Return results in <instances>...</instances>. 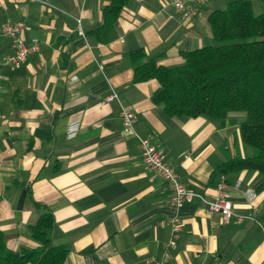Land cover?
<instances>
[{"label":"crops","instance_id":"1","mask_svg":"<svg viewBox=\"0 0 264 264\" xmlns=\"http://www.w3.org/2000/svg\"><path fill=\"white\" fill-rule=\"evenodd\" d=\"M111 1L0 0V22L22 20L20 37L40 40L19 66L0 64V230L8 246L35 248L30 227L47 210L53 244L68 248L63 264H149L165 255V264H264L258 171L226 173L234 210L254 211L257 220L227 221L202 199L215 195L216 166L251 154L240 137L246 112L170 116L154 100L159 83L136 82L131 60L143 51L160 65L183 63V51L213 37L210 14L233 0H205L193 18L174 0H128L103 41L93 31ZM251 2L263 12L261 0ZM13 44L0 35V58ZM112 91L118 99H107ZM123 107L136 113L134 132L124 131ZM138 136L150 138L197 194L181 206L173 246L161 224L169 188L143 161Z\"/></svg>","mask_w":264,"mask_h":264},{"label":"trees","instance_id":"2","mask_svg":"<svg viewBox=\"0 0 264 264\" xmlns=\"http://www.w3.org/2000/svg\"><path fill=\"white\" fill-rule=\"evenodd\" d=\"M127 1L112 0L104 7L103 23L93 31L101 40H108ZM209 21L213 37L200 48L183 51L181 64L160 65L143 51L133 52L134 80L157 81L160 90L154 100L170 116L214 119L245 111L240 137L252 152L216 166L214 177L229 171H258V189H264V11L256 14L251 0H233L213 11ZM54 227L53 214L45 210L30 227L38 245L20 253L8 246L0 230V264H63L68 248L53 244Z\"/></svg>","mask_w":264,"mask_h":264},{"label":"built area","instance_id":"3","mask_svg":"<svg viewBox=\"0 0 264 264\" xmlns=\"http://www.w3.org/2000/svg\"><path fill=\"white\" fill-rule=\"evenodd\" d=\"M205 0H174L175 7L187 18H193L198 14L202 3ZM26 23L22 20H6L0 22V35L14 39L13 49L0 58V64L19 66L25 58L40 49V40L37 37L30 41L20 37V32L25 28ZM119 94L112 91L107 97L108 100L118 99ZM122 122L125 132H134L136 113L128 108L121 110ZM138 148L143 161L151 167L169 188V213L161 220V224H168L171 230V237L168 245H175L182 231L181 206L185 201L191 200L195 195L189 191L180 179V175L172 162L167 160L162 150L148 137L138 136ZM215 195L211 199L202 198L207 203V210L210 213L220 214L225 220H233L235 223H242L247 219L257 220L256 212L240 213L234 210L232 201L229 198V182L225 173L218 174L215 181ZM249 196L253 195L249 191ZM168 256L161 260H150L149 264H165ZM208 264H217L210 262Z\"/></svg>","mask_w":264,"mask_h":264},{"label":"rangeland","instance_id":"4","mask_svg":"<svg viewBox=\"0 0 264 264\" xmlns=\"http://www.w3.org/2000/svg\"><path fill=\"white\" fill-rule=\"evenodd\" d=\"M255 1H256L255 3H256V7H257V0H255ZM261 3H262V6H263V11H264V3H263L262 0H261ZM261 3H260V4H261Z\"/></svg>","mask_w":264,"mask_h":264}]
</instances>
